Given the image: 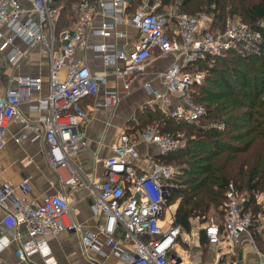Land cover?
Here are the masks:
<instances>
[{"label":"built area","instance_id":"2783aa9c","mask_svg":"<svg viewBox=\"0 0 264 264\" xmlns=\"http://www.w3.org/2000/svg\"><path fill=\"white\" fill-rule=\"evenodd\" d=\"M184 2L173 0L168 9L160 10L165 0H141L132 11L130 0H78L72 4L74 22L59 30L62 7L54 0H0V59L17 68L23 58L37 55L32 49L39 46L40 53L48 54L50 71L49 91L35 102L32 93L43 86L39 75L15 74L12 79L16 86L0 93V146L13 119L25 122L19 109L22 103L41 112L42 127H33L44 130L53 165L62 172L65 185L87 188L91 208L98 217L96 230L84 232V244L99 248L98 236L103 234L113 253L127 264H190L174 250L182 237L181 227L172 224L164 228L161 223L178 168L161 162L159 157L152 158L149 166L142 164L137 135L124 131L112 144L113 153L104 159L103 176L88 175L75 163V155L86 144L81 125L90 117L82 101L97 95L108 75L115 74L129 89L151 60L175 54L176 61L160 73L165 89L145 84L153 94L148 104L153 109L158 105L177 122L192 123L206 113V107L191 93L196 79L191 71L197 68L194 63L232 50L244 55L260 54L264 47V19L255 26L240 16H229L219 26L216 1L195 13L184 11ZM123 24L137 31L123 45L90 39L93 35L126 38L129 32L119 28ZM91 47L95 57L106 67L113 66V70H94L90 66L82 52ZM119 99L117 90L107 89L101 103L113 105ZM213 125L225 127L224 122ZM141 136L157 145L160 154L186 147L190 138L185 131H162L159 121L150 124ZM31 188L28 179L23 180L20 189L11 182H0V204L10 200L16 209L5 221L11 226L23 225L30 237L23 240L18 231L9 236L7 232L12 230H8L0 235V251L15 240L19 242L16 254L20 259L30 260L40 254L44 264H56L46 235L79 229L72 212L77 199L54 192L35 203L27 198ZM249 200L250 195L230 181L222 222H202L200 215L194 218L202 222L208 241L216 245L219 261L235 254V245L243 234L254 230L259 233L257 252L260 264H264V192L256 195L258 210L247 206Z\"/></svg>","mask_w":264,"mask_h":264},{"label":"crops","instance_id":"0c3cea01","mask_svg":"<svg viewBox=\"0 0 264 264\" xmlns=\"http://www.w3.org/2000/svg\"><path fill=\"white\" fill-rule=\"evenodd\" d=\"M130 3L129 9L131 10L133 5L131 0ZM169 6V2L165 0V4L160 10L168 9ZM119 28L128 31L129 36L126 38H104L93 35L90 39L93 42L106 40L123 45L130 37L137 35L136 28L133 26L123 24ZM25 47L26 45L23 48ZM32 52L37 55L23 58L17 68H13L4 58L0 59V93H5L8 89L16 86V81L12 77L18 73L42 77V89L33 91L32 101H37L40 96L49 91L48 54L40 53L42 50L39 46L34 47ZM82 54L94 70H113V66L106 67L99 58L95 57L92 47L85 49ZM176 59L175 54H165L151 60L145 71L135 79L129 89L124 87L122 80L115 74H110L106 84L103 85L97 95L89 96L82 101L84 107L89 111L90 117L81 125L86 144L75 155V163L88 175L95 178L103 176L104 159L113 153L112 144L124 131L132 133L133 136L137 135L139 139V161L142 164L146 163L149 166L152 158L159 157L160 152L157 145L142 140V130L136 128L138 124L135 121L139 117L138 114H141L144 110L142 108L144 102L154 110L148 104V100L153 97V94L145 87V84L150 83L153 88L164 90L165 86L160 78V73ZM107 89L118 91L120 99L117 103L113 105H103L101 103L105 99ZM156 107L159 106L156 105L155 109ZM19 109L26 120L21 123L13 119L7 127L5 142L0 146V182H11L15 188L20 189L23 180L28 179L32 188L27 193V198L35 203L41 202L46 194L54 192H62L71 200L77 199L72 212L79 224V229L46 235L52 255L57 261L56 264H127L124 258L113 253L103 234L98 236L100 249L84 244L82 239L84 232L96 230L98 221L97 215L94 214L91 208V198L87 194V188L82 185L79 186V184L77 189L65 185L61 177L62 172L56 169L52 163L44 130H36L33 127L36 124L42 127L39 121L41 112L30 108L29 103H22ZM17 137H20V139L18 140ZM16 192L19 196L21 195L20 190ZM175 209L176 205L167 206L161 219L164 228L174 224ZM15 212L16 209L10 200H7L5 204H0V235L12 230V233L7 232V234L13 236V232L18 231L23 234V240H28L30 237L27 235L26 227L23 225L11 226L10 223L5 221L9 214ZM220 215V220L217 222L223 220V213ZM194 218L195 216L190 218L189 228L181 224H174L181 227L182 237L185 238L184 240L182 237L179 238L174 250L183 254L188 263L260 264V257L257 252L260 245L258 232L254 230L245 232L241 241L235 245L234 251L236 253H232V256H227L219 261L216 245L208 241L205 230L202 228L203 218L201 219L202 222ZM18 243V241L13 240L10 245L0 251V264H44L43 257L40 254H34L30 260L20 259L16 254Z\"/></svg>","mask_w":264,"mask_h":264},{"label":"trees","instance_id":"16d2710c","mask_svg":"<svg viewBox=\"0 0 264 264\" xmlns=\"http://www.w3.org/2000/svg\"><path fill=\"white\" fill-rule=\"evenodd\" d=\"M54 1L62 7L58 20L60 30L75 19L72 4L77 0ZM131 1L134 11L141 0ZM192 1L185 0L182 9L196 12L198 9L189 7ZM215 1L219 5L222 0ZM211 3L212 0H206V5ZM223 3L221 17L239 12L255 26L264 19V0H223ZM199 65L206 66L215 78L210 84L194 82L192 85L194 99L206 107V113L198 121L177 122L159 107L154 110L149 107L146 114L139 116L149 118L147 127L159 121L162 131H185L190 136L186 147L159 155L161 162L178 168L171 180L174 185L167 206L179 200L173 223L186 228L190 227L191 217L205 215L212 207L217 209L224 203L230 181L242 193L250 195L247 206L256 210L260 208L256 195L264 192V47L260 54L244 55L232 50L227 55L194 63L195 67ZM220 122L225 123L224 128L213 125ZM147 127L136 125L142 131Z\"/></svg>","mask_w":264,"mask_h":264},{"label":"rangeland","instance_id":"374dc122","mask_svg":"<svg viewBox=\"0 0 264 264\" xmlns=\"http://www.w3.org/2000/svg\"><path fill=\"white\" fill-rule=\"evenodd\" d=\"M213 1H215V0H212V2ZM171 3L172 2H169V4H171ZM222 4H224L223 3V0L220 1V4L219 5H218V3L216 1L217 13H218V17H217L218 18V23L216 25H219L220 26V25L224 24V21L229 16H240L242 18V16L240 15L239 12L238 13H228L224 17H221V10L220 9H222ZM200 6H203V8H207L208 5H206V0H193L191 2V4L189 5V7L193 8L194 11H196L197 9L199 10V7ZM219 6L221 8H219ZM226 8L228 9L229 8V5ZM241 14H243V13H241ZM69 23L71 24V22H69ZM191 71L195 74V77H196L195 82H199V83H202V82H205L206 83L207 82L208 84H210V80L215 78V74H211L210 73V70L206 69V66H200L199 65L197 68L192 69ZM211 87L212 88H215L213 85ZM142 108L144 110H142L141 115H144V114H146L147 108H149V106H147L146 103L144 102L143 105H142ZM138 115L141 116L140 114H138ZM148 121H149V118H147L146 116H143V117H140V118L137 117V121H135V122H136V124H138L141 127H143V126L144 127H147ZM178 201H179L178 199L173 200L171 202V205L172 206L177 205L178 204ZM223 212H224L223 204H221L219 207H217V209H215V207H212L207 214L200 215V216H201V218H203L204 221H219L220 220L219 218L221 216L220 214H222Z\"/></svg>","mask_w":264,"mask_h":264}]
</instances>
